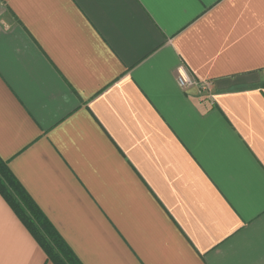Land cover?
Here are the masks:
<instances>
[{"label":"crops","instance_id":"crops-1","mask_svg":"<svg viewBox=\"0 0 264 264\" xmlns=\"http://www.w3.org/2000/svg\"><path fill=\"white\" fill-rule=\"evenodd\" d=\"M0 159L80 264H264V0H0Z\"/></svg>","mask_w":264,"mask_h":264},{"label":"trees","instance_id":"trees-1","mask_svg":"<svg viewBox=\"0 0 264 264\" xmlns=\"http://www.w3.org/2000/svg\"><path fill=\"white\" fill-rule=\"evenodd\" d=\"M0 196L52 264H80L0 159Z\"/></svg>","mask_w":264,"mask_h":264},{"label":"built area","instance_id":"built-area-1","mask_svg":"<svg viewBox=\"0 0 264 264\" xmlns=\"http://www.w3.org/2000/svg\"><path fill=\"white\" fill-rule=\"evenodd\" d=\"M176 83L181 90H188L191 88H198L199 93L202 94L206 91V84H200L190 77L183 67L177 70Z\"/></svg>","mask_w":264,"mask_h":264}]
</instances>
